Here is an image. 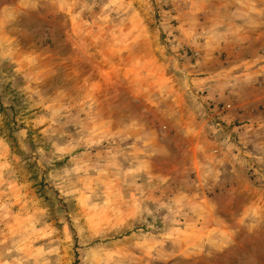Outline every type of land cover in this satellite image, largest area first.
Returning a JSON list of instances; mask_svg holds the SVG:
<instances>
[{"label": "rangeland", "instance_id": "1", "mask_svg": "<svg viewBox=\"0 0 264 264\" xmlns=\"http://www.w3.org/2000/svg\"><path fill=\"white\" fill-rule=\"evenodd\" d=\"M0 264H264V0H0Z\"/></svg>", "mask_w": 264, "mask_h": 264}]
</instances>
